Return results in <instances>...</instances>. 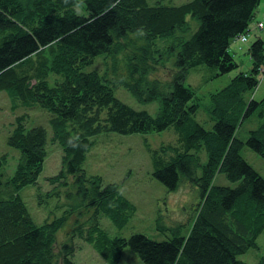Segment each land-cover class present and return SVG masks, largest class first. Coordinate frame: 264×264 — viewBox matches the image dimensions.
<instances>
[{
    "label": "trees",
    "instance_id": "16d2710c",
    "mask_svg": "<svg viewBox=\"0 0 264 264\" xmlns=\"http://www.w3.org/2000/svg\"><path fill=\"white\" fill-rule=\"evenodd\" d=\"M261 1L0 0V91L14 103L45 109L52 128L48 137L45 127H29L27 116L19 115L7 137L19 158L11 176L2 172L5 156L0 160V264H56L60 258L61 264H73L72 242L54 250L56 232L73 211L63 208V215L47 214L36 223L19 194L22 187L36 184L48 139L62 146L63 157L59 172L47 180L76 190L93 207V222L77 221L76 230L88 231L86 240L110 264L119 263L125 247L145 264H247L237 255L257 248L264 230V178L242 155L247 146L264 158V95L257 99L253 94L259 79L264 81V40L258 36L247 45L248 69L210 93L211 128L196 119L199 102L185 79L197 66H207L211 76L238 67L230 43L247 41L238 37L248 35ZM262 14L264 18V5ZM136 32L152 42L168 39L164 47L173 66L165 78L148 81L129 64V81L123 83L140 102L158 101L155 115L120 100L111 78L85 70L96 56L109 53L117 39ZM51 74L58 77L53 84ZM253 113L259 125L242 140L237 128ZM167 128L177 135L175 145L151 148L146 143L151 175L170 190L182 181L198 188L188 231L182 234L177 225L163 240L142 233L110 236L99 226L98 214L122 227L136 206L116 183L87 174L83 162L90 137ZM220 175L225 183L217 181ZM256 264H264V253Z\"/></svg>",
    "mask_w": 264,
    "mask_h": 264
},
{
    "label": "rangeland",
    "instance_id": "374dc122",
    "mask_svg": "<svg viewBox=\"0 0 264 264\" xmlns=\"http://www.w3.org/2000/svg\"><path fill=\"white\" fill-rule=\"evenodd\" d=\"M186 1L188 0H151V2H164L162 4L169 5ZM260 32L264 36V28ZM253 39L254 36H251L241 45H248ZM166 41L168 42V39L158 37L153 43L151 40H146L142 32L130 33L117 39L109 53L96 56L85 70L96 69L100 74L111 78L114 82L112 83L114 94L120 100L136 109H145L155 115L158 111V101L140 102L123 83L129 81L127 69L129 64L135 67L138 74L144 73L148 81L156 76L165 78L167 71L171 72L173 66L172 59H168V50L164 47ZM157 49L162 51V55L157 54ZM36 57L34 55L33 59L35 60ZM237 61L239 64L237 68L219 76H211V70L207 66L193 67L187 72L185 83L193 88L196 93L195 98L199 102L196 119L206 128H211L214 123L209 108L210 93L225 86L238 71L248 69L250 61L247 51L242 50ZM57 78L54 74L49 76L52 84ZM253 94L257 99L264 95L262 79H259L258 87ZM19 115L27 116L29 127L41 125L46 128L48 137L52 135L50 114L45 109L35 106L27 107L18 100L14 103L5 91H0V160L3 161L1 157L4 155L6 160L2 163V172L9 176L14 173L19 151L7 144V137ZM259 121L258 115L253 113L237 128L236 136L245 140L250 130L259 125ZM90 140L92 145L83 162L87 174L100 175L104 182L116 183L122 194L136 206V211L122 227L116 226L105 215L98 214L97 220L102 229L112 237H129L133 233H142L156 240L169 238L171 228L177 225H180L182 234L188 231L193 215L192 205L199 195L198 188L187 181H182L175 190L168 189L151 175L150 155L146 148V143L150 144L151 148H158L160 144L175 145L177 135L173 128L159 132L130 134L100 132L91 136ZM242 155L264 178V158L247 146L242 149ZM62 157V146L58 142L51 143L48 139L47 156L36 184L22 187L19 194L36 223L42 222L47 214L53 215L56 212L57 216L63 215V208L73 211L67 215L64 224L56 232L54 250L59 251L63 242H72L75 246V252L71 256L73 264H110L86 240L85 235L88 231L84 228L81 233L76 230L77 221L83 220L87 224L93 222V219H89L93 217V207L86 205L76 190H72L69 186L64 187L62 182L53 186L47 180L48 176L57 174L61 169ZM217 181L225 183L226 179L220 175ZM38 189L42 193L40 202L37 201ZM47 192L52 195H48ZM256 242L257 248H250L247 252L237 255V258L247 264H256L264 253V230L257 237ZM60 260L61 258L56 264H61ZM118 264L145 263L129 247H125Z\"/></svg>",
    "mask_w": 264,
    "mask_h": 264
},
{
    "label": "crops",
    "instance_id": "0c3cea01",
    "mask_svg": "<svg viewBox=\"0 0 264 264\" xmlns=\"http://www.w3.org/2000/svg\"><path fill=\"white\" fill-rule=\"evenodd\" d=\"M263 5H264V0L261 1L259 7H258V10L256 12V16H255V20L250 24V30H249V33L247 35V41L248 39L251 37V36H254V38L256 37H261V38H264V36L262 35V32H260L263 28H264V25H263V28L262 29H258L257 28V25H256V22L258 21H262L263 24H264V18H263ZM236 40H232L231 43H230V48L232 50L235 51L236 55L238 56L239 54H241L242 50H245L247 45H241L243 44L241 41H239L237 38H235ZM236 41V42H234ZM233 44V45H232Z\"/></svg>",
    "mask_w": 264,
    "mask_h": 264
},
{
    "label": "built area",
    "instance_id": "2783aa9c",
    "mask_svg": "<svg viewBox=\"0 0 264 264\" xmlns=\"http://www.w3.org/2000/svg\"><path fill=\"white\" fill-rule=\"evenodd\" d=\"M256 25H257V27H262V23L261 22L256 23ZM238 38L241 39V40H246L247 36L242 34Z\"/></svg>",
    "mask_w": 264,
    "mask_h": 264
}]
</instances>
